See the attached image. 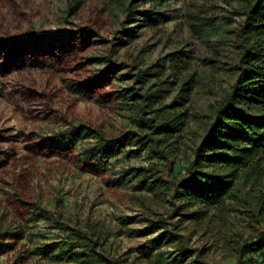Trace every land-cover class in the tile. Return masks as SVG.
<instances>
[{"label": "rangeland", "instance_id": "rangeland-1", "mask_svg": "<svg viewBox=\"0 0 264 264\" xmlns=\"http://www.w3.org/2000/svg\"><path fill=\"white\" fill-rule=\"evenodd\" d=\"M249 1L0 0V264H77L37 251L64 225L92 230L120 264H237V243L264 228V207L251 204L264 193V151L255 188L201 219L202 205L164 178L185 175L236 78L254 35ZM211 19L214 34L199 33ZM131 94H152L145 117L184 113L160 144L168 160L150 158L141 136L106 157L90 150L92 130L137 132ZM242 264H264V247Z\"/></svg>", "mask_w": 264, "mask_h": 264}, {"label": "trees", "instance_id": "trees-1", "mask_svg": "<svg viewBox=\"0 0 264 264\" xmlns=\"http://www.w3.org/2000/svg\"><path fill=\"white\" fill-rule=\"evenodd\" d=\"M165 1L155 0L158 6ZM244 15V28L253 30L254 35L252 44L245 47L237 59L236 78L216 106L208 130L196 146L185 175L177 179L164 178L172 185L174 197L182 196L202 205V211L194 214L197 219L206 215L210 207L222 211L226 199H241L239 191L245 186L255 188L263 173L258 165L260 160L253 163V154L264 151V0H250ZM213 21L197 24L199 33L204 36L214 34ZM130 97L137 101L138 115L134 118L137 132L129 131L112 137L92 130L94 143L90 150L100 157H106L130 138L141 136L147 145L150 144V158L168 160V152L159 148L160 144L174 137L173 134L182 125L184 113H172L164 106L150 109L154 116L145 117V109L154 104L152 94H131ZM252 105L254 110L251 109ZM243 106H247L248 110ZM251 198V204L257 203L256 211L260 214L264 207V193ZM63 231L61 239L42 245L37 251L51 260L68 259L77 264H120L103 251L102 243L92 230L64 225ZM263 247L264 228H259L254 237L237 243V264H242L245 254ZM174 262L180 263L181 260H164L165 264ZM195 263L197 261L193 260L192 264Z\"/></svg>", "mask_w": 264, "mask_h": 264}]
</instances>
